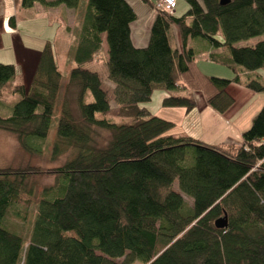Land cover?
<instances>
[{"label": "trees", "instance_id": "1", "mask_svg": "<svg viewBox=\"0 0 264 264\" xmlns=\"http://www.w3.org/2000/svg\"><path fill=\"white\" fill-rule=\"evenodd\" d=\"M140 1L154 11L144 47L131 41L137 15L126 0L86 1L66 88L78 116L67 100L57 113L63 75L50 42L28 87L0 63V131L41 154L56 112L52 157L72 154L48 169L0 168V264H264V105L240 143L217 145L169 133L175 123L142 105L163 90L165 108L192 113L200 95L222 114L235 101L230 86L264 92V0H185L181 16ZM79 3L20 0V9ZM190 39L207 42V60L232 77L205 74ZM95 129L109 133L102 147ZM43 174L54 182L34 208L28 180Z\"/></svg>", "mask_w": 264, "mask_h": 264}, {"label": "crops", "instance_id": "2", "mask_svg": "<svg viewBox=\"0 0 264 264\" xmlns=\"http://www.w3.org/2000/svg\"><path fill=\"white\" fill-rule=\"evenodd\" d=\"M86 1L87 0H83L82 2V0H80L79 6L74 9H68L62 5L55 8H45L42 5L35 4L29 10H21L20 0H0V63L14 64L18 79L22 80L24 86L28 87L40 51L47 41L52 44L55 52L56 45L52 42L50 36L52 31L55 30V33L58 31L70 33L71 29L76 26L77 33L75 34L78 36L79 22L76 21V19L81 17L82 9ZM126 1L137 15L136 20L131 24V41L135 47H144L148 42L150 27L154 19V11L140 0ZM150 1L157 3L158 0ZM177 1L173 9L175 14L177 12ZM11 16L15 17V28L9 25L8 21ZM72 16L75 18L74 26L71 25V22H73ZM73 66L69 67V72H67L65 78L68 79ZM228 92L233 95L235 104L233 105V109H231V107L227 110L228 112L226 114L225 112L222 114L217 113L206 106L200 95L197 97L196 110L192 113H186L183 109H173L177 110L175 114H177L179 118L190 120V126L193 125L196 128L202 129L201 131L198 130L197 135H192L187 127L180 125L176 135H190L207 142V140H205L207 138L203 135L209 134L208 132L213 130V126H216L214 128L216 134L210 138L211 140H209L210 142L208 143L214 145L219 143H238L242 132L250 126L253 117L249 114V117L245 116L241 118L239 109L241 104L249 98V94L253 93L234 86H230ZM238 102L241 104L239 107H236ZM231 116L232 119L230 120L229 118ZM172 121L175 123L176 127V120ZM1 132L0 135H4Z\"/></svg>", "mask_w": 264, "mask_h": 264}, {"label": "rangeland", "instance_id": "3", "mask_svg": "<svg viewBox=\"0 0 264 264\" xmlns=\"http://www.w3.org/2000/svg\"><path fill=\"white\" fill-rule=\"evenodd\" d=\"M187 8H188V5L185 0H178L177 8H176L177 9L176 15L181 16L186 11ZM81 19H82V14H81V17H78L76 19V21L80 23ZM72 20L73 22H71L72 23L71 25L74 26L75 18H73V16H72ZM75 33H77L76 26H74L71 29L70 33H66L65 31H61V32L58 31L57 33H55V30H53L50 36H51L52 42L55 43L56 45L55 60L57 62V66L60 68V71L63 75V80L61 82L62 86L60 89L59 101L57 104V113L58 111H60L61 105L64 102V100L65 101L67 100L75 116H78V112L76 110V104L73 102V100L75 99L74 92L76 91V89L75 87L72 86L69 88V90H67L66 88L68 84V79L65 78L67 72H69L68 71L69 67L73 66L74 64L73 54H74V49L76 46L75 44L77 40V35ZM217 39L223 41V36L219 34L217 36ZM261 39L262 37L249 38L247 40L240 41L236 43L235 45L236 46H251ZM190 40H191L190 42L191 46L197 52L196 59L198 61V64L205 74H208L209 76H215V77H221V78L232 77L233 74L230 69L224 66H221V65L211 63L207 60L206 58L207 42L201 39H193V40L190 39ZM260 72L261 74L264 75V70H260ZM225 76H229V77H225ZM20 81L22 82V80ZM239 89L244 90L242 88H239ZM249 95H250L249 98H247V100L243 104H241L240 102L236 104L237 105L236 107H239L241 104L240 109H239L240 110L239 115L241 116V118L245 116L249 117V114L250 116L254 117L258 113L260 108L264 105L263 103L264 102V92L253 93ZM164 96H165V92L163 90H155L152 93L150 100L142 103V105L148 108L150 113L153 115H156L158 117L171 120V121L176 120L177 122L176 127L171 129L169 133L177 134L180 125H183L184 127H187L189 129L190 134L197 135L198 130L199 131L202 130L201 128H198V127L196 128L193 125L190 126L191 122L188 119L179 118V116L175 114L176 113L175 111L177 110H173V108H165L162 106L161 101ZM201 98L204 101L203 97ZM15 101H16V98L12 101V103ZM234 104H235V101L233 105ZM233 105L231 106L232 107L231 109H233ZM227 112L228 111H226L225 114ZM55 117H56V112L53 114V119H52L50 133H49L50 143L48 144L45 151L41 154H36V155L31 156L29 154L24 153L23 150L20 148V145L14 135H12L11 133L0 131L2 134H4V135H0V168H6V167L16 168V167H23L27 164H30V165L39 166L41 169H48V168L63 164L65 160L71 157L72 154L70 152L60 157H56V158L52 157L51 142L55 138V130H54V127L56 126ZM229 119L231 120L232 116ZM215 127L216 126H213V130L208 132L209 134L203 135L207 138L205 139L207 140V142H210L209 141L211 140L210 138L216 134V131L214 129ZM248 128L249 127H247L246 129ZM93 136H94L95 144L98 147L104 146L109 139V133L104 130H100V129H95ZM240 140H241V137H240ZM238 143H240V141ZM238 143H227V144H238ZM219 144H224V143H219ZM53 182H54V177L50 175H46V174L37 175L28 180V187H31L32 194L34 195V203H35L34 208H36V203L40 197V193L42 192V190L46 186L53 184ZM175 188L178 190L177 185H175ZM33 215L34 213L32 212L30 214L31 219ZM132 264H142V263L136 261V262H133Z\"/></svg>", "mask_w": 264, "mask_h": 264}, {"label": "built area", "instance_id": "4", "mask_svg": "<svg viewBox=\"0 0 264 264\" xmlns=\"http://www.w3.org/2000/svg\"><path fill=\"white\" fill-rule=\"evenodd\" d=\"M177 0H158L157 5L159 7H163L169 11L173 10L175 8Z\"/></svg>", "mask_w": 264, "mask_h": 264}, {"label": "water", "instance_id": "5", "mask_svg": "<svg viewBox=\"0 0 264 264\" xmlns=\"http://www.w3.org/2000/svg\"><path fill=\"white\" fill-rule=\"evenodd\" d=\"M228 0H221V4L227 3ZM216 227L218 228H224L227 225V220L226 218H219L216 222H215Z\"/></svg>", "mask_w": 264, "mask_h": 264}]
</instances>
